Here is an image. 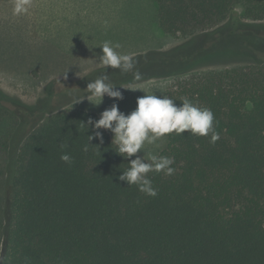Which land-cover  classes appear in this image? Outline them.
Here are the masks:
<instances>
[{
  "label": "trees",
  "instance_id": "trees-1",
  "mask_svg": "<svg viewBox=\"0 0 264 264\" xmlns=\"http://www.w3.org/2000/svg\"><path fill=\"white\" fill-rule=\"evenodd\" d=\"M152 1L159 29L170 36L209 30L235 8L245 20H264V0ZM216 41L206 40L198 54ZM92 72L66 93L102 75L112 79ZM51 85L47 99L56 107L36 116L30 132L16 133L22 139L9 199L7 142L0 141L3 264H264V62L177 80L165 90L178 106L187 98L210 108L220 139L167 134L157 156L173 157L175 173H148L156 197L118 179L136 157L117 154L106 130H99L103 143H89L93 130L84 123L98 120L95 113L65 108L88 93L60 102L64 94L54 97ZM8 100L0 92V111Z\"/></svg>",
  "mask_w": 264,
  "mask_h": 264
},
{
  "label": "rangeland",
  "instance_id": "rangeland-1",
  "mask_svg": "<svg viewBox=\"0 0 264 264\" xmlns=\"http://www.w3.org/2000/svg\"><path fill=\"white\" fill-rule=\"evenodd\" d=\"M13 2L0 0V92L9 98L0 111V141L4 139L8 149L3 188L7 199L21 134L30 132L36 116L56 107L55 98L50 103L47 99L49 84L54 97L64 94L59 99L64 102L85 91L86 86L66 93L82 76L106 71L112 77L107 82L121 91L122 100L105 95L102 103L94 105L100 98L90 96L89 101L85 96L65 104L100 118L113 103L128 114L136 108L138 97L162 96L174 81L264 62V20H245L240 8L219 25L183 37L159 29L152 0H32L29 11L19 16L12 14ZM213 37L217 38L214 48L198 54ZM105 41L119 43L117 51L134 57V71L141 73V80L100 62L99 46ZM25 114L31 119L27 121ZM106 131L113 139V133ZM157 144L145 143L137 155L148 161V154L158 155L165 149L166 138Z\"/></svg>",
  "mask_w": 264,
  "mask_h": 264
},
{
  "label": "clouds",
  "instance_id": "clouds-1",
  "mask_svg": "<svg viewBox=\"0 0 264 264\" xmlns=\"http://www.w3.org/2000/svg\"><path fill=\"white\" fill-rule=\"evenodd\" d=\"M31 3L32 0H14L12 14L14 16L26 14ZM99 47L102 49L99 59L106 68L120 69L125 74L132 73L134 80H141V73L138 70L134 71L136 69L134 57L117 51L121 47L119 43L105 41ZM106 81H108L107 75L99 76L89 82L84 89L85 93H88V100L90 96L100 98L99 103H93L94 105L102 103L105 95L117 100L123 99L121 91L114 90L116 86ZM136 105L133 111L124 114L119 110L118 105L113 103L100 114L98 120L89 118L84 124L88 129L91 126L93 130V134L88 135L89 143L94 138L103 143V134L99 130H108L113 133L112 143L117 146L115 149L117 154L125 159L136 157L129 159V167L122 171L118 179L127 182L128 186L136 185L139 192L146 196L156 197L158 193L153 181L148 178V173L163 172L171 176L175 173V168L171 167L175 160L173 157L148 154L147 159L150 162H146L144 155H137L145 143L159 146L157 142L167 134L174 132L180 135L190 132L195 136L210 135L209 142L214 144L220 139V134L214 127L215 116L212 110L207 107L200 108L187 98L178 106L175 100L167 96L146 94L137 98ZM87 147L85 145L83 150L87 151ZM60 158L65 163H72V157L67 153L62 154ZM0 264H3L2 260Z\"/></svg>",
  "mask_w": 264,
  "mask_h": 264
}]
</instances>
